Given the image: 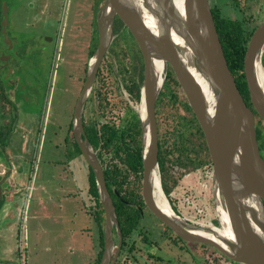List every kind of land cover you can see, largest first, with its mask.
I'll return each mask as SVG.
<instances>
[{"label": "water", "instance_id": "95a60500", "mask_svg": "<svg viewBox=\"0 0 264 264\" xmlns=\"http://www.w3.org/2000/svg\"><path fill=\"white\" fill-rule=\"evenodd\" d=\"M2 16L1 35L6 44L12 45L5 4ZM116 18L134 37L144 59L140 103L144 111L140 109V117L143 198L148 209L187 243L212 247L236 264H264V159L254 113L255 110L264 122V83L258 73L261 69L264 77V21L249 40L244 58L253 110L228 67L209 0H105L98 13V45L90 58L86 85L75 111V128L79 148L94 173L104 210V251L100 264L116 263L122 234L103 168L92 145L83 138L82 121L85 100L115 38ZM157 60L172 68L204 133L212 162L213 199L220 226L200 225L183 218L162 190L156 102L165 79L160 81L155 72ZM157 177L171 213L161 209L155 199ZM4 183L0 184V198ZM115 228L118 244L114 239Z\"/></svg>", "mask_w": 264, "mask_h": 264}, {"label": "rangeland", "instance_id": "374dc122", "mask_svg": "<svg viewBox=\"0 0 264 264\" xmlns=\"http://www.w3.org/2000/svg\"><path fill=\"white\" fill-rule=\"evenodd\" d=\"M6 1L7 0L3 1L1 5L2 9L3 4L6 5ZM48 1L49 6L53 7L54 9V17L48 16L45 12H43L45 9L41 0V9L33 8L32 12L26 15L31 16L28 24H36V27H38V32L31 31L30 33H27L25 36L28 37H25V42L23 44L24 46H19V44L16 43L15 48L12 49L13 52L19 53L18 60H21L22 64L18 60L12 61V69L17 70L18 74L15 76L12 73L11 79L9 80V82L12 83L11 86L7 87L6 92L12 97L14 103H16V101L17 104L19 103L20 109L16 107L18 110L15 111L14 105H8L10 109H6V113L16 116L12 118L10 124H7L8 120L6 118H1L3 121L2 126H0L3 128H12L13 125L17 124L15 121L17 120V117L19 118V130L17 132L16 138L13 140L14 144L10 145L13 150V153H11L14 155L15 152H17L16 149H18L15 146H20L22 143L21 139H30L29 135L24 133L25 131H28L32 126L31 135H36L35 127L40 124L39 115H43L41 117L42 121H46L48 119L47 116H50V130L57 131V133L58 122L59 125H64L69 122L77 100L78 92L82 87L85 68L87 63L90 61V52L97 48L98 45L96 15L98 16V13L103 7L105 0ZM209 1L211 7L220 9L224 17L230 19H245L247 21L245 26L248 30L253 29L264 21V0H248L245 3L242 2L241 4H237L235 0ZM9 4L11 6V21L13 24L11 27L14 29H8V35L10 39L15 42L18 40V38L15 37L17 36L18 27H23V24L25 25L27 19H25V16L22 19L17 18V11L21 9V5H19L18 2L12 0L9 2ZM34 16H37V19H34ZM57 21L59 22L58 25H56ZM49 23H51L50 26L54 24V27H51L50 29ZM30 29L33 30L32 27ZM42 33L45 34L42 35ZM21 37L24 38V35ZM124 37V40L120 41L118 45L114 47V55L107 57V63L104 68V74L107 78L106 81H109L110 87L115 89V93L112 94L113 103L118 105L113 111L114 114L108 113V117L116 122L119 120V115L122 116V119L126 118V106L128 103L131 107L139 112L141 109L140 104L136 105L130 101L129 94L121 84V78H124L126 75L120 72V69L117 67V63L127 66L129 70L131 65H133L131 55L130 53L128 55L126 50L132 49L134 47V42L129 36L127 38L125 33ZM131 53L134 54L135 51L133 50ZM20 83L25 85L26 92H29V90L32 92H34V90H38V98L42 102L44 101L41 103L39 108L26 103L28 95L23 97L25 101H23L22 104V101L19 98L22 97L23 94L21 93L22 96L17 94L15 92L16 89L14 88L17 86V84L20 85ZM124 83L126 84L127 82L125 81ZM172 83L174 82L170 73L166 96L171 94V90L174 85ZM33 85L36 86L34 87ZM47 94L48 98L47 101H45L44 99ZM1 98L2 96L0 95V99ZM122 102L125 103V105ZM96 104L97 101H94V104L91 105L94 108V117L97 118V120L104 121L105 118L100 116ZM43 111L44 113H42ZM1 112L4 114V111ZM89 114L90 113L88 110L87 115ZM175 122H171L172 127L170 129L176 128ZM166 127L168 126L166 125ZM181 127L182 126L179 125L178 129L182 130ZM256 127H259L260 129L264 128V122L259 117H256ZM165 128L163 129V136L165 134ZM60 133L61 132H59V134ZM50 136L51 143H48V141H40V153L37 163H35V159L33 160L31 158V155H29L27 159H24V164H26L27 167L25 168L32 172L31 177L33 178L39 171L38 169L36 171L34 169L35 165L37 164L38 168L40 169V176L43 173H56L60 171L61 168H63V170L65 169L63 164L60 166L59 162L57 164L53 163V160L56 162L64 160V156L61 149L56 150L53 148L56 143V136L52 137L54 136L53 134ZM2 142H5V140H3V138L0 136V144H4ZM33 144L31 148L33 147ZM2 152L3 151H0V155L4 159ZM104 160L106 163H109L110 161L107 156L104 158ZM0 162L2 163L0 170H2V167L5 165L3 161L0 160ZM6 164H8V161H6ZM52 164L57 165L55 166L54 170L53 167L50 166ZM173 170L174 171L171 172L173 177L181 173V170ZM56 184H59V182ZM68 186L69 189H71L70 191L74 189L73 184H69ZM60 198L61 197H57L56 199L60 201ZM167 198L172 208L176 211L178 209V214L183 218L200 225L220 226L213 199L212 170L210 171L203 169L199 171H193L190 174H184L182 178H180L178 185L174 186L170 196H167ZM90 205H94L92 201ZM49 208H54V204L51 203ZM92 212L93 211H91V213ZM86 215L82 216V222L84 227L88 228L86 231H88L89 236L93 240V250L91 251V249L88 247L87 252L81 253L82 247H78V245L75 247L73 245L72 252L70 250L69 253V247H57V251L61 250L60 258H54V264H95V260L98 257V236L96 234L97 225L94 223V218L93 220L91 219L92 217L89 213H86ZM216 221L218 224H216ZM142 222L141 230L143 233L134 235L138 247L135 252L136 259H127L128 253L126 254L125 252L123 255L120 253L117 263L186 264L187 260L189 259L188 264H232L226 260L220 252L214 248H208V246L203 247L195 244H189L190 247L188 246L187 249L190 248L191 251L188 253L181 249V243L179 245H174L166 235L162 234V230H165L164 227L161 226L162 224L149 212L146 213V217ZM66 233L67 232L65 231L62 232L64 240ZM146 237L147 239H145ZM18 238L19 234L17 236V239ZM115 241H117L116 236ZM17 245L18 240L17 242L15 240V245L14 240L10 242V246L13 248V250L17 249ZM63 245L65 246V241L63 242ZM56 246H59V244L56 243ZM88 246H90L89 243ZM148 250L150 253H156L157 256L162 258V260L155 261L153 258H148ZM5 255L15 262L13 256L14 253H7Z\"/></svg>", "mask_w": 264, "mask_h": 264}, {"label": "trees", "instance_id": "16d2710c", "mask_svg": "<svg viewBox=\"0 0 264 264\" xmlns=\"http://www.w3.org/2000/svg\"><path fill=\"white\" fill-rule=\"evenodd\" d=\"M246 1L248 0H235L237 4L245 3ZM212 14L228 67L248 107L254 110L244 73V58L249 40L259 25L248 30L245 26L247 24L245 19L224 17L218 8H212ZM2 19L0 6V31ZM118 20L124 25L119 18ZM95 49L92 54L95 53ZM170 73L177 83L171 68ZM139 76L138 80L126 85L127 91L136 103L141 100L143 73ZM173 105V107L163 110L162 114L171 115L173 111H177V107H175V104ZM128 110L123 127H104L100 131L92 128L90 138L94 148L99 152L101 161L104 160V155H108L111 160V164L104 171L105 179L107 188L115 201L114 204L123 237V254L124 252L128 253L127 259H130L135 257L136 241L133 237L134 233L139 229L142 218L141 208H144L145 204L141 194L143 178L142 122L136 110L130 107ZM187 112L189 114L187 129L180 133H165L163 143H161V150L163 149L165 152L160 151L159 162L166 196H169L171 192L166 180L172 179L170 178L172 176L170 168L172 169V167L168 164L170 162L167 158L168 156L171 155L177 159V164L179 163V166L184 167L187 171H194L198 168L212 170V162L202 128L189 105H187ZM254 113L256 117H259L255 110ZM256 131L260 152L264 157V128L256 127ZM77 152L81 154L78 147ZM132 175H134L133 179ZM175 184L176 181L174 182ZM89 194L94 201L92 214L100 234L101 251L95 264H100L104 251V210L99 200L95 176L91 169L89 174ZM216 224H218L217 221Z\"/></svg>", "mask_w": 264, "mask_h": 264}, {"label": "crops", "instance_id": "0c3cea01", "mask_svg": "<svg viewBox=\"0 0 264 264\" xmlns=\"http://www.w3.org/2000/svg\"><path fill=\"white\" fill-rule=\"evenodd\" d=\"M3 1H0V6ZM10 1L12 0L5 2L9 16L7 30L14 29L11 27L13 24L11 21ZM15 2L21 5V9L17 11V18L22 19L25 16V19H27L23 27H18L17 36H15L18 38L16 43L21 46L24 44V38L21 36L25 35L29 27H31V24H28L31 16L26 15L32 12L33 8L41 9V0H15ZM42 2L45 9L43 12L52 17L54 13L53 7L49 6L48 0H42ZM36 17L34 16V19H37ZM34 25V28L38 30L36 24ZM19 123L20 121H17V124L13 125L11 130H9L11 134L9 137L13 140L18 131ZM24 133L28 134V131ZM21 141L20 146H15L18 148L15 155L12 154V148H9L11 150L8 153L10 162L8 164L3 162L5 166L0 170V184L5 181L2 185L3 195L0 198V264H54V258H60L61 250L57 251V247L61 246L69 247V253L70 250L72 252L73 245L75 247L77 245L78 247L81 246V253L87 252L88 247L92 251L93 240L89 236L88 231H86L88 228L84 227L82 222V216L86 215V213H89L93 220L91 211L94 206L90 205L91 201L93 204L94 201L89 194L85 165L82 164V167L78 168V164L73 162L72 165L74 167L71 172H67V168L64 170L61 168L56 173H43L40 176V169L37 164L34 169L39 171L33 178L31 177L32 172L26 169V164L19 162V157L24 155L27 149L26 140L22 138ZM32 149V159H35V163H37L40 153V141L38 138ZM53 163L57 164L58 161L53 160ZM0 166H2L1 162ZM50 166L54 170L57 165L52 164ZM11 169L13 170L12 175H6L7 180L6 177L3 179L6 171ZM58 182L59 184H56ZM69 184L74 185L72 191L69 189ZM57 197H61L60 201L56 199ZM51 203L54 204L52 209L49 208ZM63 231L67 232L65 240L62 236ZM18 234L19 238L17 239ZM96 234L98 236L99 257L101 246L98 226H96ZM12 240H14V245L15 240L16 242L18 240L16 250H13L10 246ZM64 241L65 246L63 245ZM56 243L59 246H56ZM88 243L90 246H88ZM7 253H14L15 262L5 255Z\"/></svg>", "mask_w": 264, "mask_h": 264}, {"label": "flooded vegetation", "instance_id": "af4514ba", "mask_svg": "<svg viewBox=\"0 0 264 264\" xmlns=\"http://www.w3.org/2000/svg\"><path fill=\"white\" fill-rule=\"evenodd\" d=\"M2 21H3V19H2ZM2 21H1V23H2ZM58 24H59V22L57 21L56 25H58ZM50 25H51V23H49V26ZM31 27L33 28V30L30 29ZM31 27H29V29L25 33V35L27 33H30L31 31L38 32L37 29L34 28L35 25H31ZM51 27L53 28L54 24L52 26H50V29H51ZM1 31H2V29H1ZM1 31H0V95L2 96V98L0 99V119L4 117L8 120L7 124H10L12 121V118L16 115H9L6 113V109H10V107H8V105L9 106L11 104L14 105L15 111L18 110L16 107H18L20 109V106H19V103L17 104V101H16V103H14V100L6 91H7V87L11 86L12 82H9V80L11 79L12 73L15 76L18 74L17 70L12 69V61L18 60L19 53L12 51V49L15 48V44L17 41L14 42L12 40L13 41L12 45L6 44L3 36L1 35ZM114 33H115V38L113 40V43H112L108 53L106 54L105 58L102 61V64H101L100 69H99L98 74H97L95 84H94L91 92L87 96V98L85 100L84 108H83V121H82L83 130H84L83 138L88 140L90 142V144L92 145L93 149L95 150V152L97 154L98 160H99V162L103 168V171H105V168L107 166H109V164H111V160L109 161V163H106L105 160H103L104 161V164H103V161H101V159L99 158V152L96 151V149L94 148V146L92 144V140H91L90 136H91L92 128L94 130L100 131L104 127L105 128L106 127H108V128H114V127L121 128L124 126L125 118L122 119V116L119 115L118 122H116V121H114L108 117V113L114 114L113 111L115 108H117L118 105H115L113 103V100H112V94L115 93V89L113 87H110L109 81L108 82L106 81L107 78L105 77V74H104V68H105V65L107 63L106 62L107 57L114 55V53H115L114 47L117 46L120 41L124 40V38H125L124 33L127 35V38L129 36L132 39V41L134 42V47L132 49L126 50L127 54L129 55V53H130V55H131L133 65H131L130 70H129L127 66H125L121 63L120 64L117 63V67L120 69V72L123 73L124 75H126L124 78H121V84L126 89V85L131 84L134 80H138L140 77L139 75L141 73H143V80H144V59H143L142 53L140 51V48H139L136 40L134 39V37L129 33L127 27L122 25L119 22L118 18L115 19ZM44 34L45 33H42V35H44ZM25 35H24V42H25V37H28ZM49 38H51V37H49ZM133 50L135 51L134 54L131 53ZM10 51H12V52H10ZM93 52H94V49L90 52V58L93 56V54H92ZM18 61L21 62V64H22L21 60H18ZM88 65H89V62L87 63V66L85 68V75H84L82 87L80 88V90L78 92L77 100H76L75 106L73 108V112L71 114V119L69 120V122L67 124H64V125H59V122H58V133H57V131L50 130V125H49L50 124V122H49L50 116L49 117L47 116L48 119L46 121H44V120L42 121L41 117L43 115L42 116L39 115V119H40L39 123L40 124H38L37 127L34 126L36 128V133H35L36 135H34V136L31 135L32 134L31 133L32 126H31L29 128L28 134H27V135H29L30 139L26 140V142H29V143H27L26 153L24 155H21V156L19 155L20 156L19 162H24V159H27L29 157V155H31V158H33V149L31 148V146L33 143L35 144L37 138L39 141H42V142L48 141V143H51V136L50 135L53 134L54 136H52V137L56 136V138H57L55 141L56 143L53 147L56 150L61 149L63 151V156H64L63 159L64 160L58 161L60 163V165L63 164V166L65 168H67V172H71L72 168L74 167L72 165L73 162L74 163L76 162L78 164V166H77L78 168L82 167V164H84L86 167V171H87L86 172L87 173V181L89 183V174H90L91 167L88 165V163L84 159L81 150H80L81 154H79L77 152V147L79 148V144L77 142L76 128H75V111H76L79 99H80V97L83 93V90L85 88V85H86ZM21 68H23V67H21ZM170 68H171L170 65H166V71L167 72H165V81H164V84H163V86L159 92L157 102H156V122H157V129H158V138H159L158 161H159L160 151L165 152L163 149L161 150V143H163V140H164V137L162 134H163V129L166 127V125L168 127L165 128L164 133H180V132H184L187 129L188 121H189V114L187 112V105H189V103H188L187 98L184 95V92H183L181 85L178 82L177 78H176L177 83L172 78L173 82H174L172 84H174V85L172 87L171 94L169 96L168 95L166 96V90L168 88V75H169ZM125 81L127 82L126 84L124 83ZM33 86L35 87L36 85H33ZM14 88L16 89L15 92L17 94H19L21 96L23 94V96L19 98L22 101V104H23V101H25V99L23 97L27 96V95H28V97H27L26 103L27 104L29 103L30 105H32L34 107L39 108L41 103L44 102V101L42 102L38 98V93H37L38 90L37 91L34 90V92L29 90V92H26V87L22 83H20V85L17 84V86ZM126 91H127V89H126ZM127 93L129 94L128 91H127ZM47 96H48V94L46 95V97L44 99L45 101H47V98H48ZM129 96H130V101L132 103H135L136 105L141 103V100L139 103L134 102L132 99V96L130 94H129ZM94 101H97V104H96L97 110H98L100 116L105 118L104 121L103 120H97V118L94 117L95 116L94 111H93L94 108H93V106H91L92 104H94ZM123 104L125 105V103H123ZM173 104H175V107H177V111L172 110L173 114L163 115L162 111L173 107L174 106ZM127 105L128 106H126V109H127L126 113L129 112V110H128L129 107L134 109L133 107L130 106L129 103ZM43 110H44V108H43ZM88 110L90 113L89 115H87ZM134 110H136V109H134ZM1 111H4V114ZM136 112L139 114V117H140V112L137 110H136ZM42 113H44V111ZM45 114H46V111H45ZM126 116H127V114H126ZM140 119H141V117H140ZM2 121H3V119L0 120L1 126H2ZM15 121L17 123V121H19V118L17 117V120H15ZM171 122H175L176 128L170 129L172 127ZM179 125L182 126L181 127L182 130L178 129ZM1 126H0V132H1L0 136L3 138V140H5V142H2L4 144H0V151H3L2 155L4 157V159H3L2 156L0 155V160L6 163V161L10 162L9 158H8V153H10L9 148H11L10 145L14 144V143H13V139L9 137V136H11L10 131H9V130H11V128L10 127L9 128H7V127L3 128ZM18 130H19V128H18ZM33 131H34V129H33ZM17 132H16V135H17ZM59 132H61V133L59 134ZM15 138H16V136H15ZM34 144H33V146H34ZM261 155H262V153H261ZM106 156L110 159V157L108 155H104V158ZM262 157H263V155H262ZM167 158L170 161L168 164L172 167V169L170 168V173L172 171H174L173 169H177L178 171L181 170L180 174L176 175L175 177L171 176L170 178H172V179H170L169 181L166 180V183L168 184V187L171 188V192H172V189H174V186L178 185L180 178H182V176L184 174H190L193 171H187L184 167H180L179 166L180 164L179 163L177 164V159H175L171 155L168 156ZM263 159H264V157H263ZM174 162H176V163H174ZM199 170H203V169L198 168L194 171H199ZM12 173H13V171H11V170L6 171L3 179H5V177H6V180H7L6 175L11 176ZM159 175H160L159 177L161 180L162 190L164 192L163 177H162V173H161L160 162H159ZM104 176H105V173H104ZM143 176H144V169H143ZM133 177H134V175H132V179H133ZM175 181H176V184L174 185ZM106 184H107V182H106ZM171 192L169 193V196H170ZM141 194L143 197V178H142ZM164 194H165V192H164ZM111 197H112V195H111ZM143 201H144V198H143ZM113 202H115L114 199H113ZM144 204H145V207L141 208V217L142 218H141L140 226H139L138 231H136L134 233V235L143 233L141 230L142 223H143L142 221L145 219L147 212L151 213L150 210L148 209L145 201H144ZM176 209H177V207H176ZM176 212L178 213L179 210L177 209ZM159 222L162 224L161 226H163L165 229V230H162L163 231L162 234L166 235L172 241V243L174 245H177V244L179 245L181 243V245H182L181 249L182 250H184L188 253H189V251H191V249L190 248L187 249V247L189 246V244H193V243H187V242L181 240L180 238H177V236L175 235V233L171 229H169L167 226H165L161 221H159ZM119 226H120V224H119ZM113 233H114V239H115V236L117 238L116 244H118L119 243L118 242L119 241V235H118L116 228L114 229ZM145 239H147V237ZM134 240H135V237H134ZM195 245L206 247L205 245H200V244H195ZM137 249H138V247L136 244V248H135L134 252H136ZM120 253H121V255H123V237H122V246H121ZM120 253H119V255H120ZM124 254H125V252H124ZM134 256H136V254ZM147 256H148V258H153L155 261L156 260H162V258L160 256H157L156 253H150L149 250H148ZM118 258H119V256H118ZM134 259H136V258L134 257ZM225 259L228 260L232 264H236L227 258H225ZM193 260H194V257H193ZM117 261H118V259H117ZM117 261L115 264H120V263H117ZM188 263H189V259L187 260L186 264H188Z\"/></svg>", "mask_w": 264, "mask_h": 264}, {"label": "bare ground", "instance_id": "6f19581e", "mask_svg": "<svg viewBox=\"0 0 264 264\" xmlns=\"http://www.w3.org/2000/svg\"><path fill=\"white\" fill-rule=\"evenodd\" d=\"M155 9L158 11V6L155 7ZM144 18L150 20L149 17H147L145 15H144ZM154 69H155V72L157 73L160 81H163L165 79L166 65L162 61L157 60V61H155ZM258 73H259V77H260L261 82L264 83L263 71L261 69H259ZM141 111L142 112L144 111V107H141ZM155 185H156L155 186V199L157 201L158 206L161 209L165 210L166 212L171 213L170 204L168 203L167 199L164 197V194H163L161 187H160L158 177L155 179Z\"/></svg>", "mask_w": 264, "mask_h": 264}]
</instances>
